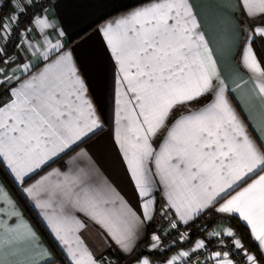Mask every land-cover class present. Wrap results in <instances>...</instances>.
<instances>
[{"label":"snow or ice","instance_id":"obj_1","mask_svg":"<svg viewBox=\"0 0 264 264\" xmlns=\"http://www.w3.org/2000/svg\"><path fill=\"white\" fill-rule=\"evenodd\" d=\"M237 3L244 16L260 19L251 31L264 38V0ZM34 6V0H0V8L10 9L0 15V87L7 94L0 101V165L20 183L104 127L72 51L60 39L49 40L46 30L55 25L46 14L32 16L21 27ZM100 32L115 66L112 138L140 199L143 219L111 185L92 179L91 158L81 149L73 161H88L89 166L53 170L23 189L45 210L44 219L63 253L60 264L64 259L68 264H111L103 253L90 250L81 235L86 224L76 213L99 225L124 252H132L139 228L152 218L157 185L163 187L164 209L174 210L176 222L169 221L173 229L214 210L241 220L264 255V119L256 122L233 103L229 75L193 0H142ZM14 35L17 55L9 56L7 44ZM57 35L62 37L63 30ZM38 38L43 51L33 43ZM251 39L246 37L240 63L251 74L253 92L264 108V65ZM5 205L16 218L7 228L12 234L8 243H27L31 250L32 259L19 264H56L0 185V214ZM211 235L230 237L248 264H260L231 227ZM151 239V247L157 248L160 236ZM204 247L198 241L193 251ZM181 258L191 264L189 251L165 264ZM212 258L214 264H234L228 251H215ZM136 264L152 262L138 256Z\"/></svg>","mask_w":264,"mask_h":264},{"label":"crops","instance_id":"obj_2","mask_svg":"<svg viewBox=\"0 0 264 264\" xmlns=\"http://www.w3.org/2000/svg\"><path fill=\"white\" fill-rule=\"evenodd\" d=\"M38 1L42 0H34V3ZM45 1L47 2L46 6L35 16L46 14L47 19L55 25V29L46 30L49 40L55 43L57 39H60L65 50L72 51L80 74L88 87V96L96 106L98 114L101 115L104 127L85 142L80 143L78 147L73 146L72 149L66 150L35 172L30 173L25 177L23 183L17 182L8 169L0 165V185H3L4 191L14 202L23 220L37 234L40 244L52 253L56 258V264H60L63 253L44 219L45 210L38 208L36 206L37 199L29 196L23 189L36 184L37 181L48 176L53 170L69 172L70 169H74L76 166H89L88 161H73V157L81 149L87 151L91 158L92 179L94 181L107 182L111 185L123 197L128 206L138 215H141V219H143L140 199L112 138L111 122L115 66L100 32V29L105 24L125 15L132 8L138 6L142 0ZM193 3L205 22L206 31L210 34L214 45L219 50L222 67L229 75L227 82L234 89L232 95L236 97L233 103H239L246 113L250 112L255 121L259 122L264 119V108L261 107L255 97L253 92L254 84L250 79L251 74L247 69L243 68L240 58L246 37L251 35V47L257 59L264 65V38L251 31L253 25H260V19L252 20L244 16L237 0H193ZM28 24H30V21ZM59 30L64 32L62 37L57 35ZM38 40V43L36 40L33 43L37 45L40 51H43L44 48L40 47L43 44V40L39 38ZM16 55L17 49L15 48L11 56ZM28 55L34 60L32 52H29ZM237 68L241 69L239 73L235 72ZM14 74L17 76L21 75L20 72H15ZM6 99L7 94L0 87V101ZM154 200L152 218L144 220L134 241L133 251L130 253L120 249L114 241L106 236L103 229L85 214L76 213L77 218L86 224V229L81 230V235L89 245L90 250L96 255L103 253L105 259L111 261V264H136V257L138 256L147 257L152 264H165L167 260L178 255L181 251H189L191 253L192 264H214L212 253L220 250H213L204 259L195 258L197 251L200 250L196 249L193 251L198 241L202 240L206 245L210 239L215 237L211 233L227 227H231L241 239L231 223V217L233 216L218 214L214 210H206L201 214V220L208 221V228L192 239H190L191 235L188 238H183L174 245L172 250L164 254L166 249L161 244L157 248L151 247L153 243L151 238L153 235H157L156 225L161 221L162 215H166L168 220L173 222H176V217L174 210L164 209L166 199L163 187L160 185H157V189L154 192ZM236 219L245 225L241 220ZM14 220L16 218L11 217V209L5 205L3 214H0V246H2L0 247V259H3L5 264H19L21 261L32 259L31 250L27 243L15 242L11 245L8 243L12 234L7 231V228L13 225ZM194 220H190L187 224L178 222L177 226H188ZM246 228L250 233L249 228L247 226ZM148 235L149 238L147 239ZM228 238L231 240L230 237ZM254 243L257 247L255 241ZM244 248L248 253L254 255L245 246ZM142 249L148 250L149 254L140 253ZM258 252L261 254L259 250ZM262 256L264 257V255ZM63 264H68V260L64 259Z\"/></svg>","mask_w":264,"mask_h":264},{"label":"built area","instance_id":"obj_3","mask_svg":"<svg viewBox=\"0 0 264 264\" xmlns=\"http://www.w3.org/2000/svg\"><path fill=\"white\" fill-rule=\"evenodd\" d=\"M46 4L47 2L45 0L35 2V6L32 7L31 10L22 18L21 27H24L25 24H28L31 17L35 16L38 12H40L46 6ZM17 43L18 41L16 40L14 35L13 38L7 44V54L9 56L12 55L14 49L16 48L14 47V45ZM156 227L157 235L161 238L160 243H162L164 248L167 250L176 245L177 242L181 241L182 235L184 238H188L191 232L201 231L204 227V222L203 220H194L188 226H177L176 229H173L171 227V224L169 223L168 217L166 215H162L161 221L157 223ZM221 239L225 241L223 245L219 243ZM213 250L228 251L229 256L234 260L235 264H248L245 255L236 248H234L230 243V239L226 236H215L210 239L204 248L197 251L195 258L204 259ZM188 259L189 258H181L176 262V264H186V261ZM192 262L193 258L191 259V264Z\"/></svg>","mask_w":264,"mask_h":264},{"label":"trees","instance_id":"obj_4","mask_svg":"<svg viewBox=\"0 0 264 264\" xmlns=\"http://www.w3.org/2000/svg\"><path fill=\"white\" fill-rule=\"evenodd\" d=\"M8 10H9L8 8H1L0 9V15H6ZM201 217H202V215L197 217L195 220H201ZM204 221L205 220H203V222ZM231 223H232V225H234L236 231L238 232L239 236L241 237L244 246L249 251L254 253L255 256H257V258H258V260L260 261L261 264H264V257L258 252L257 247H256L254 241L252 240V238L250 236V233H249L248 229L246 228V226L243 225L242 223H240L235 217H231ZM207 228H208L207 224L206 225L204 224V227L202 228L201 231H199V232H191L190 233V235H191L190 239H192L193 237H196L200 233L204 232ZM149 232L151 233V231H149ZM149 235H148L147 239L149 238ZM147 239H145V241H147ZM173 247L165 250L164 254H166L168 251L172 250Z\"/></svg>","mask_w":264,"mask_h":264},{"label":"water","instance_id":"obj_5","mask_svg":"<svg viewBox=\"0 0 264 264\" xmlns=\"http://www.w3.org/2000/svg\"><path fill=\"white\" fill-rule=\"evenodd\" d=\"M140 253H143V254H149V251L146 250V249H142V250L140 251Z\"/></svg>","mask_w":264,"mask_h":264},{"label":"rangeland","instance_id":"obj_6","mask_svg":"<svg viewBox=\"0 0 264 264\" xmlns=\"http://www.w3.org/2000/svg\"><path fill=\"white\" fill-rule=\"evenodd\" d=\"M204 224L206 225V224H208V221H204ZM161 245H162V243H160ZM162 247H164L163 245H162Z\"/></svg>","mask_w":264,"mask_h":264}]
</instances>
